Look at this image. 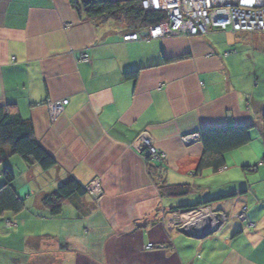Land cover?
<instances>
[{"label": "crops", "instance_id": "1", "mask_svg": "<svg viewBox=\"0 0 264 264\" xmlns=\"http://www.w3.org/2000/svg\"><path fill=\"white\" fill-rule=\"evenodd\" d=\"M131 33L69 0H0V107L15 105L56 163L43 171L3 148L0 183L8 166L25 208L0 217V264H264V33L145 41V29L124 42ZM62 100L51 121L46 105ZM248 125L251 141L223 169L197 174L202 145L182 137ZM142 132L165 161L129 148ZM158 167L190 193L162 194L149 172ZM70 179L98 180L101 198L73 196L50 216L42 198ZM202 206L228 217L218 233L199 240L169 228L173 213Z\"/></svg>", "mask_w": 264, "mask_h": 264}, {"label": "trees", "instance_id": "2", "mask_svg": "<svg viewBox=\"0 0 264 264\" xmlns=\"http://www.w3.org/2000/svg\"><path fill=\"white\" fill-rule=\"evenodd\" d=\"M69 3L75 10H82L90 20L122 22L132 33L153 28L166 19L163 13L145 11L136 1L69 0ZM137 74L138 71L125 73L124 79L136 80ZM251 129V125L201 129L198 134L203 155L196 168L197 174L204 171L216 174L223 169L227 154L249 144ZM3 148H8L12 155L19 157L28 165L39 166L43 171H48L56 165L55 160L35 140L31 121L22 119L15 105L0 107V165L7 158ZM254 169H257V165L248 167L247 170L253 171ZM149 172L153 177L158 175L162 194L179 198L190 193L188 186L167 185L162 180L160 167L150 169ZM1 178L0 217L5 214L19 215L25 208V200L15 191V174L8 166H5L1 172ZM87 188L70 179L62 183L52 194L44 196L41 204L50 216L56 217L61 213L63 204L71 197L89 194ZM9 221L12 223L11 220Z\"/></svg>", "mask_w": 264, "mask_h": 264}, {"label": "built area", "instance_id": "3", "mask_svg": "<svg viewBox=\"0 0 264 264\" xmlns=\"http://www.w3.org/2000/svg\"><path fill=\"white\" fill-rule=\"evenodd\" d=\"M116 2L118 0H99ZM141 4L145 11L163 13L166 19L161 24L149 28L145 41L162 39L167 37H192L206 35L209 32H223L231 34L239 33H264V0H129ZM137 33H131L123 38L124 42L138 41ZM84 62L88 61L86 54L80 55ZM68 105L67 100L49 102L46 106L51 121H55ZM184 144L199 140V134L195 133L182 137ZM145 161H157L162 163L165 155L156 147L148 132L140 133L129 145ZM253 171H256L254 169ZM87 191L94 199L102 195L98 180L93 181ZM241 222L246 218L241 211L235 217ZM169 228L184 233H206L215 231L218 233L228 223V217L224 213H217L208 206L193 208L190 210L173 213ZM12 223L8 221L7 226ZM149 244L147 250L153 249Z\"/></svg>", "mask_w": 264, "mask_h": 264}, {"label": "water", "instance_id": "4", "mask_svg": "<svg viewBox=\"0 0 264 264\" xmlns=\"http://www.w3.org/2000/svg\"><path fill=\"white\" fill-rule=\"evenodd\" d=\"M138 227H139V225H138ZM214 232L215 231L206 232V233H202V232L201 233H192V234L191 233H184V232H182V233H184L188 237L201 240V239H205L207 237H211L212 235H214Z\"/></svg>", "mask_w": 264, "mask_h": 264}, {"label": "rangeland", "instance_id": "5", "mask_svg": "<svg viewBox=\"0 0 264 264\" xmlns=\"http://www.w3.org/2000/svg\"><path fill=\"white\" fill-rule=\"evenodd\" d=\"M209 33H210V32H209ZM209 33H208V34H209ZM222 33H223V32H222ZM255 33H256V32H255ZM249 34H251V33H249ZM201 36H203V35L192 36V37H201ZM49 117H50V115H49ZM50 119H51V118H50ZM229 155H230V154H229ZM229 155H228V156H229ZM165 159H166V158H164V161H165ZM259 163H260V167H262V170H261V171H264V161H263V160H260ZM260 169H261V168H260ZM204 172H205V171H204ZM101 196H102V195H101ZM101 196H100V198H101ZM217 213H219V212H217ZM7 223H8V221L5 223V225H6L7 228H10L11 226H13V225H11L10 227H8V226H7ZM214 235H215V234H214ZM212 236H213V235H212ZM146 250H147V249H146ZM150 250H151V249H150Z\"/></svg>", "mask_w": 264, "mask_h": 264}]
</instances>
